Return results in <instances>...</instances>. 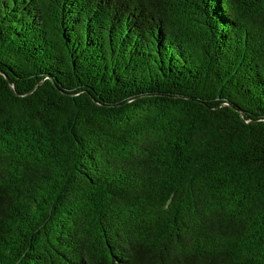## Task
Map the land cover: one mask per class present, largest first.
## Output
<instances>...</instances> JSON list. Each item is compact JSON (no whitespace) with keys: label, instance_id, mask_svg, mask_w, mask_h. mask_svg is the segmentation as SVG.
Segmentation results:
<instances>
[{"label":"trees","instance_id":"16d2710c","mask_svg":"<svg viewBox=\"0 0 264 264\" xmlns=\"http://www.w3.org/2000/svg\"><path fill=\"white\" fill-rule=\"evenodd\" d=\"M0 264H264V0H0Z\"/></svg>","mask_w":264,"mask_h":264}]
</instances>
